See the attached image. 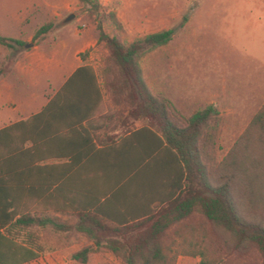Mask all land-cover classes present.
Wrapping results in <instances>:
<instances>
[{
	"label": "crops",
	"instance_id": "1",
	"mask_svg": "<svg viewBox=\"0 0 264 264\" xmlns=\"http://www.w3.org/2000/svg\"><path fill=\"white\" fill-rule=\"evenodd\" d=\"M17 23L19 36L0 39L21 42L22 19ZM96 44L88 39L71 61L66 42L49 52L35 45L24 57L0 44V66L7 73L0 76V182L46 189L25 193L28 213L43 202L45 214H68L75 207L123 224L156 213L179 193L184 169L177 154L107 92L105 66L92 62ZM84 68L92 73L76 75ZM36 229L0 224V264L19 263L20 254H27L23 248L37 253L41 243L31 233ZM42 245L37 258L20 264H82L73 259L77 250L51 240ZM108 259L121 262L111 253ZM108 259L100 257L96 264ZM200 263L199 257L184 255L176 261Z\"/></svg>",
	"mask_w": 264,
	"mask_h": 264
},
{
	"label": "trees",
	"instance_id": "2",
	"mask_svg": "<svg viewBox=\"0 0 264 264\" xmlns=\"http://www.w3.org/2000/svg\"><path fill=\"white\" fill-rule=\"evenodd\" d=\"M78 2L98 6L95 0ZM52 29L53 25L40 29L33 43L38 45L46 40ZM172 35L170 30L161 31L127 45L100 30L99 42L108 45L102 70L107 92L130 110L134 120L147 121L145 129L174 151L183 165V183L175 198L156 213L123 224H114L98 212L73 207L68 216L75 217L76 222L71 227L59 217L28 213L25 193L45 191L43 186L12 188L0 182V224L51 228L56 234L74 228L95 245L73 255L82 264H87L90 255L101 249H106L122 264H176L180 255L199 257L200 264H217L209 258L212 245L207 244L205 234L209 225L208 231L220 238L219 251L227 248L245 253L254 247L261 253L264 264V106L228 155L219 160L223 128L219 109L207 105L184 116L168 97L155 95L144 78L140 60L167 45ZM8 41L21 45L8 39H0V44L6 46ZM89 71L92 73L91 69H79L76 75ZM43 206V202L38 204ZM21 251L27 254H20L19 263L10 264L33 260L44 248L37 246V253L26 248Z\"/></svg>",
	"mask_w": 264,
	"mask_h": 264
},
{
	"label": "rangeland",
	"instance_id": "3",
	"mask_svg": "<svg viewBox=\"0 0 264 264\" xmlns=\"http://www.w3.org/2000/svg\"><path fill=\"white\" fill-rule=\"evenodd\" d=\"M95 3L96 8L78 0H0V36H19L17 20L21 18V45L8 41L5 47L18 50L24 57L35 48L32 38L35 33L53 25L51 36L36 45L42 52L66 42L71 61L74 50L90 39L97 43L92 62L104 64L108 45L99 42L100 30L127 45L151 34L172 31L167 45L140 60L144 78L155 95L171 99L184 116L207 105L219 109L223 128L217 155L223 160L264 106V0H95ZM71 16L74 18L67 21ZM27 43L33 46L27 47ZM1 69L0 66V76L7 75ZM42 209L37 206L35 213L45 214ZM49 215L59 217L71 227L76 222L68 214ZM200 223L198 217V228ZM36 228L31 233H35L41 247L44 240H51L54 245L62 243L70 251H80L91 244L86 235L74 228L58 234L51 228ZM206 229L207 244L212 245L209 258L217 264H262L261 253L254 247L245 253L227 248L219 251L220 238L208 231L209 225ZM100 257L108 259L110 253L101 249L91 256V263L96 264ZM107 264L122 263L109 260Z\"/></svg>",
	"mask_w": 264,
	"mask_h": 264
},
{
	"label": "water",
	"instance_id": "4",
	"mask_svg": "<svg viewBox=\"0 0 264 264\" xmlns=\"http://www.w3.org/2000/svg\"><path fill=\"white\" fill-rule=\"evenodd\" d=\"M73 18H74V16H71L67 21H70V20L73 19ZM30 46H33V43L30 44Z\"/></svg>",
	"mask_w": 264,
	"mask_h": 264
}]
</instances>
